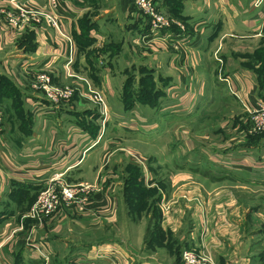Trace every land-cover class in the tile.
<instances>
[{
    "label": "crops",
    "instance_id": "0c3cea01",
    "mask_svg": "<svg viewBox=\"0 0 264 264\" xmlns=\"http://www.w3.org/2000/svg\"><path fill=\"white\" fill-rule=\"evenodd\" d=\"M155 2L171 36L151 37L134 0H57L64 37L44 22L13 30L0 0V76L23 89L32 127L11 143L0 100V264H181L183 250L264 264V131L249 132L248 112L264 104V2ZM40 73L87 80L105 122L76 90L47 100ZM55 174L90 186L86 205L23 218Z\"/></svg>",
    "mask_w": 264,
    "mask_h": 264
},
{
    "label": "built area",
    "instance_id": "2783aa9c",
    "mask_svg": "<svg viewBox=\"0 0 264 264\" xmlns=\"http://www.w3.org/2000/svg\"><path fill=\"white\" fill-rule=\"evenodd\" d=\"M264 0H257V4L263 3ZM136 8L147 17L149 27V34L151 37H158L159 34L164 33L171 36L170 28L175 23L174 20L161 13L157 7L155 0H134ZM10 10H4V18L6 23L13 29L19 30L30 26V22L34 25L44 22L52 26L57 34L63 36L59 20L54 9L57 7V0H50L52 12H45L30 7L27 1L9 0ZM64 37V36H63ZM146 38L144 41H148ZM179 41V40H176ZM86 84L85 91L79 93L81 98H84L99 106L100 114L102 115V122L106 120V103L104 96L93 89L89 82L80 78ZM223 81L228 82L227 78H222ZM36 88L39 89L47 100L58 101L69 99L74 90H79L77 86H53L50 77L45 73H40L36 76ZM250 114L249 132H263L264 131V104L258 105L254 109H248ZM60 174H55L46 187L39 192L36 200L32 204L29 211L23 218L41 219L55 214L62 207H79L83 208L87 201L90 186L86 184L71 185L57 180ZM264 210V201L262 203ZM181 264H212L210 256L204 252H197L193 250H183L180 253Z\"/></svg>",
    "mask_w": 264,
    "mask_h": 264
},
{
    "label": "rangeland",
    "instance_id": "374dc122",
    "mask_svg": "<svg viewBox=\"0 0 264 264\" xmlns=\"http://www.w3.org/2000/svg\"><path fill=\"white\" fill-rule=\"evenodd\" d=\"M262 45H263V41L260 40L259 48H261ZM68 77H70V76H68ZM82 82H84V81H82ZM51 84H52V82H51ZM84 84H85V82H84ZM85 89H86L85 87L83 89H81L79 87V90H77V94H79L80 91L81 92H83V90L85 91ZM1 99L5 100V103H6L2 106L6 105L8 108H10V110L7 112L8 118H6V120H5V123L10 126V128L8 127L10 135H11V136H9L10 142L14 143V145L16 147H19L24 143L25 139L28 136H30L31 129H32V127H30V124H31L30 110L26 106V102H25L26 94L24 93L22 88L17 86L10 79H8L4 76H0V100ZM82 99H84V98H82ZM84 100H86V99H84ZM58 101L61 102L64 100H58ZM86 101H88V100H86ZM88 102H90V101H88ZM98 108H99V106H98ZM101 120H102V118H101ZM146 140H151V138L146 137ZM12 147H13V145H12ZM130 147L134 148L133 146H130ZM142 149H144V150H141V152L144 153V152H146L145 150L147 148L146 149L142 148ZM129 153L138 158L137 162L141 166L145 163L143 160L145 157H141L138 154H136L134 151L132 152L131 150L129 151ZM140 160H142L141 163H140ZM154 168H156V167H154ZM63 183H65V182H63ZM74 185H76V184H74ZM27 219H29V218H27ZM43 219H44V217L41 219L35 218L34 220L40 221Z\"/></svg>",
    "mask_w": 264,
    "mask_h": 264
},
{
    "label": "trees",
    "instance_id": "16d2710c",
    "mask_svg": "<svg viewBox=\"0 0 264 264\" xmlns=\"http://www.w3.org/2000/svg\"><path fill=\"white\" fill-rule=\"evenodd\" d=\"M262 41V47L253 52L252 56L259 61L260 66L259 69L256 70L258 73V82L261 87H264V40L262 39Z\"/></svg>",
    "mask_w": 264,
    "mask_h": 264
}]
</instances>
